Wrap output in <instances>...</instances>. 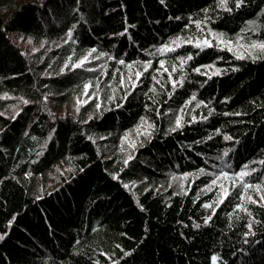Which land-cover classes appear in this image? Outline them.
<instances>
[{
    "label": "trees",
    "instance_id": "16d2710c",
    "mask_svg": "<svg viewBox=\"0 0 264 264\" xmlns=\"http://www.w3.org/2000/svg\"><path fill=\"white\" fill-rule=\"evenodd\" d=\"M226 7L0 0V264H264V53L213 43H264V0ZM141 120L149 134L127 163L103 152ZM64 162L72 171L40 189ZM219 180L235 185L217 206Z\"/></svg>",
    "mask_w": 264,
    "mask_h": 264
},
{
    "label": "rangeland",
    "instance_id": "374dc122",
    "mask_svg": "<svg viewBox=\"0 0 264 264\" xmlns=\"http://www.w3.org/2000/svg\"><path fill=\"white\" fill-rule=\"evenodd\" d=\"M15 34L11 33V36L13 37ZM15 38L18 42V44H21L23 47L27 48L30 52H33L37 48V44H32L30 43L29 39H24L18 36ZM221 40L224 42L222 43ZM260 40H256L252 37L251 34H241L240 36H237L233 39H226L224 37L220 36H215L213 43L215 45H219L221 47H226L227 50H229L233 55L235 56H246V57H252L258 54L264 53V49H261L259 47L256 48H251L249 47L250 44H261V42H258ZM161 68H164L163 70H160L159 72H165V67L164 65L161 66ZM131 67L128 65L126 72H132ZM210 71H213L215 68L213 67H208ZM67 71V70H66ZM65 71V72H66ZM207 72V71H206ZM134 74V72H133ZM130 75V74H129ZM171 75L169 77L170 80ZM85 101V98H78L75 99L71 104L68 106H64L62 108L61 113L65 114L66 112H76L79 106ZM18 105L14 106L13 108H17ZM148 128L149 124L146 120H141V122L134 127L132 130L127 131L122 138L120 139V142L118 144L117 148H113L111 145H104L102 147V143L100 142V146L102 147L103 152H105L106 155H111L115 153L116 155L122 157L125 161L134 153L135 149L140 145V143L143 142L144 138L148 137ZM134 145V146H133ZM72 171V167L69 162H64L61 165L57 166L54 168V170L47 175L46 178H43L40 180V185L38 186L40 189H43L44 191L53 187L56 183H58L59 179L63 177L64 175L66 176L67 173ZM242 172H247V169H243L240 171ZM187 178V175L184 176H179L175 175L173 178L170 179L168 182L169 185H173L174 187L177 188H183L185 186V180ZM218 182H222L225 184L223 185V189L220 187V196L222 197L224 195V190L226 189L229 191L232 187L229 185V182H223L219 180ZM133 186H138L137 183H133ZM256 195H257V189L255 187L249 189L246 194L242 196V200L244 202H252L256 200ZM251 198V199H249Z\"/></svg>",
    "mask_w": 264,
    "mask_h": 264
},
{
    "label": "snow or ice",
    "instance_id": "6c2138e0",
    "mask_svg": "<svg viewBox=\"0 0 264 264\" xmlns=\"http://www.w3.org/2000/svg\"><path fill=\"white\" fill-rule=\"evenodd\" d=\"M162 2H163V0H162ZM227 3H228V0H220L221 7H224L225 10H227V11H231L230 8H227V7H226ZM235 3H236V7L239 8V7L244 3V0H235ZM69 35H70V34H69ZM188 42L191 43V40H189ZM221 42L223 43L224 41L221 40ZM202 45H204V46H208V47H211V46H212L211 43H210L208 40H206V39L203 40V41H197V43H196V46H197V47H201ZM249 47H251V48L259 47V48H261V49H264V43H261V44H258V45H257V44H250ZM174 50H175V49L169 47L168 45H165L164 48L158 49V51L161 52L162 54H163L165 51H167V52H172V51H174ZM96 51H97V50H96L95 48H93V49L91 50V52L89 53V55H91L92 53H94V52H96ZM101 55H103V53H102ZM97 58H99V57H97ZM238 58H243V56H240V57H238ZM87 59H88L87 57L82 58L81 60H79L78 63H75V64L73 65V67H75V68H79V67L83 66V65L87 62ZM191 59H192V56H188V57H187V60H191ZM120 63H124V61L121 60ZM181 63H182V64H183V63H186V60H184V58H181ZM161 66H163V63H161ZM65 67H68V65L66 64ZM145 70H147V67H145ZM173 71H175V68H173ZM196 71L199 72L200 69H196ZM136 75L139 76V75H141V74H140V73H136ZM87 87H89V85H85V88H87ZM193 99H195V97H193ZM25 103H27V102H25ZM176 127H177V128L181 127V121H180V119H177V120H176ZM175 130H176L175 128L172 129V131H175ZM225 139H229V137H225ZM133 146H134V145H133ZM225 155H227V153H225ZM125 163H127V161H125ZM248 174H249V173H247V172H242V173H240L241 176H245V175H248ZM224 175L226 176L227 173H225ZM212 184L215 185V184H216V181L214 180V181L212 182ZM220 187L223 189V185H221ZM249 187H251V186L249 185ZM229 194H230V193H228V191L225 189V190H224V195H223V197L220 198V199H218V201L216 202L217 206H218L220 203H223V200H224L225 198H227V196H228ZM249 199H251V198H249ZM261 199H264V197H262ZM252 202H253V203H256V201H252ZM204 207H205V208H212L213 205H212V204H205ZM239 207H240V206H238V208H239ZM243 210H244V211H247V209H243ZM210 219H211V216L209 217V220H210ZM206 222H207V221H206ZM196 227H199V225H196ZM248 227H249V230H251L252 225L249 224ZM2 238H3V237H0V239H2ZM211 259H212V264H217V261H218V257H217V256H213Z\"/></svg>",
    "mask_w": 264,
    "mask_h": 264
}]
</instances>
